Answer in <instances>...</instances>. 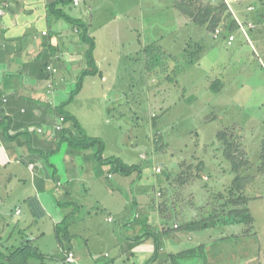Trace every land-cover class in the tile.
<instances>
[{
  "label": "crops",
  "instance_id": "crops-1",
  "mask_svg": "<svg viewBox=\"0 0 264 264\" xmlns=\"http://www.w3.org/2000/svg\"><path fill=\"white\" fill-rule=\"evenodd\" d=\"M55 1L57 4L51 7ZM217 1L220 0H79L74 4L73 0H7L8 6L0 9V210L7 213L4 209L14 204V209L7 214L15 222L10 228L0 214V243L4 240L8 246L4 253L11 260L8 264H125L134 257L137 264L140 259L142 264H206L207 260L216 262L235 246L256 258L264 257V191L261 189L264 175L260 177L250 172L245 161L251 158L253 150V155L260 158L262 148H250L248 144L252 142V136L247 127L244 129L233 120V102L230 100L231 85H234L230 79L240 74V69L233 67L231 70V66L243 58L237 48L232 49L225 64L215 66L217 74L214 79L218 84H213L212 103L217 114L214 112L212 116L224 122L222 129L212 135V141H215L213 157L211 155L213 165L209 167L206 162L203 171L199 172L209 173V180L207 177L208 181L202 182L199 188L204 186L201 189L219 192V196L227 192L233 197H228L230 203H224L221 210L219 207L223 202L207 199L203 190L193 197L191 189L194 184L191 182L183 189L190 197L186 195L174 200L173 206H170L171 199L160 201L154 195L148 197L147 191L142 189L137 199L125 200L133 214L124 213L116 226L99 225L97 228L94 217L89 216L91 212L87 210L82 215L70 212L64 216L59 211L63 198H67L65 203L75 205L70 196L71 184L77 178L97 179V174L91 170L93 153L60 141L58 132L52 128L62 109L74 115L84 129L76 109L71 106L73 103L85 104L81 95L87 79L99 77L102 84L108 82L109 68L116 58H145L144 48L154 44L171 47L183 37L181 30L201 38L207 29L202 17L207 10L205 5L212 7L207 18L212 15L221 18L220 26H217L221 27V35L214 38L218 39L217 42L226 47L236 44L237 35L226 32L224 26L227 21H235L236 16L241 22L256 25L248 31L251 44L242 33L240 35L251 47L258 45L264 57V0H221L228 10L223 13L215 8ZM248 6L252 9L249 10ZM54 8L84 23L88 36L95 42L93 55L99 72L86 75L81 89L70 100L77 77L87 67L84 56L87 44L80 37L83 28L54 13ZM173 9L184 17L175 30H172ZM235 24L236 30V21ZM188 34L183 38L184 42L190 39ZM229 34L234 35L231 44L226 43ZM48 63L57 68L51 78V89L44 75V66ZM123 88H114L112 82L107 83L104 94L111 103L108 94L114 91L121 104L133 106L138 88L133 81ZM175 106L169 103L162 107L166 114ZM260 123L264 125V121ZM70 126V122L65 121L64 127ZM38 128L42 131L38 132ZM84 132L87 134L85 129ZM236 132L237 139L233 138ZM221 133L227 136V145L218 138ZM102 157L107 158L104 151ZM231 158L236 160L237 168ZM58 173L65 176L57 177ZM235 176L239 177L237 185L241 193L231 189ZM162 182L158 183L159 186ZM110 187L122 188V184L119 181ZM160 203L164 205L160 206ZM84 205L76 204L79 209ZM48 206L53 210L50 211L52 216L45 209ZM240 212L251 218L248 223L237 220L242 217ZM38 219L47 225V229L40 226ZM63 219H67L68 226L62 241L57 238L56 226ZM105 220L109 224L114 222L110 216ZM194 222H200V226L189 227ZM46 231L48 237L56 241L51 249L42 244ZM14 232L18 233V238L21 236L15 238V242H19L16 246L11 241ZM76 236L82 238L80 242L71 241ZM83 241L88 245L85 248ZM26 244L41 255L28 258L12 255ZM110 246L114 255L105 251ZM68 252L73 253V262L66 260Z\"/></svg>",
  "mask_w": 264,
  "mask_h": 264
},
{
  "label": "rangeland",
  "instance_id": "rangeland-1",
  "mask_svg": "<svg viewBox=\"0 0 264 264\" xmlns=\"http://www.w3.org/2000/svg\"><path fill=\"white\" fill-rule=\"evenodd\" d=\"M220 4L221 0L217 1L216 5ZM183 21L184 17L173 9L172 30L178 28L179 23ZM234 30L232 33L237 35L238 39L233 47H226L222 42H217L218 39L213 38L211 27L205 29L201 38L181 30L183 37L178 38L171 47L150 45L156 46L152 58L149 53L144 54V57L148 58H143V56L131 59L116 58L109 68L108 82L104 81L102 84L99 77L86 80L85 91L81 95V98H85V104L73 103L71 108L76 109L87 134L100 137L104 141L106 157H119L127 164L137 165L138 169L129 175H122L115 170L113 164L101 163L92 157L91 170L97 174V179L79 177L71 184L70 199L74 201L75 205L65 203L67 198H63V204L59 206L62 216L70 212L82 215L84 210H87L91 212L89 216L94 217L97 228L99 225L102 227L116 226L115 224H119L123 219L124 213L133 214V209L127 206L125 200L130 201L132 198H136L143 191L142 189L147 191L148 197L154 195V198H158L160 201L171 199L170 206H173L174 200L186 195L190 197V194L183 190L188 183L193 182L194 184L191 189L193 197L199 190H203L201 188L204 186L199 188V185L209 180V173L199 174V172L203 171L206 162L209 167H212L214 161L212 157L215 151L213 146L215 141H212V135L213 132L222 129L224 122H219L212 116L214 112L217 114V110L213 111V88L210 85L216 82V85L218 84V81L214 79L217 74L215 66L225 64V60L230 58L229 53L233 51V48L239 49L243 55L240 61L231 66V70L233 67L240 69V74L230 79V82L234 84L231 85L232 92L230 94L234 110L232 111L233 120L238 121L244 129L247 127L246 129L252 136V142L248 144L251 145V149L264 148V134H261L264 133V125L260 123V121H264V69L262 68L264 57L260 53L258 45L254 44V48L251 47L252 45L250 46L246 42L247 39L245 40L240 35V30L238 28H236L237 31ZM187 34L190 39L184 42L183 38ZM248 39L251 44L249 33ZM183 43H185L184 46ZM260 46L263 47L262 44ZM219 70H222V67ZM131 81L139 92L138 96L134 95L133 106L121 104L116 100L114 91H109L111 103L108 102V96L104 94L107 83L112 82L114 88H126ZM195 84L197 85L195 86ZM125 96L123 95V97ZM88 99L89 101H87ZM169 103L176 104V106L165 114L162 106ZM228 113L226 112V114ZM237 137L236 132L233 138L237 139ZM225 138L227 140V136ZM86 150L93 152V149ZM254 153L253 150L251 158L245 160L246 165L250 172L263 177L262 159L253 155ZM235 162L234 159L232 164L237 168ZM205 170L207 169L205 168ZM109 173L110 177H108ZM58 176L63 178L65 175L58 173ZM201 176L206 177L202 178ZM207 177L208 180H206ZM119 181L122 188H109V185L114 186ZM161 181H163L161 184L163 188L158 184ZM166 186L171 189L168 190ZM261 189L264 191V184ZM203 191L207 199L223 202L219 207L221 210L224 203H230L228 197L233 198L227 195V192L219 196V192L212 193L205 189ZM238 192L241 193L239 190ZM242 198L244 199V197ZM77 203H84V208L79 209L76 206ZM13 205H9L4 210L8 213L10 209H14ZM163 205L160 203V206ZM45 209L48 215L52 216L50 211L53 210L49 206ZM1 212V219L8 221V226L12 228L15 219L4 211ZM36 215L38 218L40 217V214ZM89 216L87 215V217ZM107 216L114 218L112 224L106 222ZM38 221L41 223V225L38 223L40 226L47 229L46 224H43L40 219ZM16 234L18 233H13L11 240L15 246L19 244V242H15V238H21V236L18 238L19 235ZM81 239L80 236H76L71 241L80 242ZM61 240L63 241V238ZM55 242L52 237H48L46 231L42 244L51 249ZM86 246H88L86 241H83V248ZM5 247L8 246L3 240L0 243V252H2L0 263L8 264L11 260L4 254ZM231 250L216 262L211 263L207 260L206 264H263L264 257L261 259L260 256L256 258L252 253H243L237 246L232 247ZM105 251L111 252L113 255L115 253L111 246ZM136 260L134 257L125 261V264H137ZM142 261L140 259L139 264H142Z\"/></svg>",
  "mask_w": 264,
  "mask_h": 264
},
{
  "label": "trees",
  "instance_id": "trees-1",
  "mask_svg": "<svg viewBox=\"0 0 264 264\" xmlns=\"http://www.w3.org/2000/svg\"><path fill=\"white\" fill-rule=\"evenodd\" d=\"M60 1H69V0H60ZM57 4V1L53 2L50 4L51 7H54ZM205 9H207L203 14L202 17L204 18V23H206L207 29L211 27V29H214L217 27V25H219V23L221 22V18L220 16H216V15H212L209 16L207 18V16L209 15V11L212 9L211 6L208 7V5H205ZM215 8H217V10H219L218 12L223 13L224 11H227V6L221 2V4L219 6H215ZM54 13H56L59 16L64 17L67 21H69L70 23L82 27V33L80 34L81 40L84 41L87 44V48L85 50V60L87 62V67L84 68L79 76L76 79V84L75 87L73 88V90L71 91L68 100L72 99L74 97V95L81 89L82 83H83V78L86 75H94L97 74L99 72L96 64H95V60H94V55H93V51L95 48V42L93 40V38H91L90 36H88L87 31L85 30L84 27V23H82L80 20L78 19H74L71 18L70 16H68L67 14H65V12H63L60 9H53ZM230 16L231 13L229 12ZM207 19V20H205ZM236 21V20H235ZM235 21L230 20L224 23L226 32H231L234 30L236 24ZM216 26L215 28H212ZM154 48H156V46H147L144 48L145 54H150V58H152V53ZM145 58H148L147 56ZM47 64H45L46 66ZM45 66H44V75H46L47 77V73L45 71ZM211 88H213V83L210 85ZM214 89V88H213ZM67 102V101H66ZM60 114L64 115L66 117L65 121H69L70 122V127H64L62 130L57 131L58 135H59V140L60 141H66L68 143L69 146H71L72 148L75 149H93V156L94 158L99 161V162H103V163H111L114 165L115 170L122 174V175H129L132 172L136 171L138 169V166L135 164H127L125 162L122 161V159H120L119 157H115V156H110L107 158H103L102 157V153L104 151L105 148V143L104 141L99 138V137H93V136H89L84 132V129L82 128V126L80 125V123L78 122V120L76 119V117L72 114H70L67 111H64L62 109H60ZM224 133L219 134L218 138L222 141L223 140V144L227 145V140H226V136H224ZM261 159H262V164L264 166V148H262V153H261ZM232 161H234V158H231ZM238 176H235V178L233 179L232 183H231V189L238 191V185H237V180H238ZM71 203V202H70ZM244 211V210H243ZM239 214H242V217L237 218L238 221L240 222H249L250 221V217L245 214L240 212ZM244 214V215H243ZM236 217L238 216V213L235 214ZM234 215V216H235ZM200 222H194V224L189 225V227L191 228H198L200 225ZM67 226H68V222L67 219H63L61 224H57L56 226V231H57V237L59 240H61L63 238V236L66 234L67 232ZM1 254V253H0ZM14 255H20L23 258H28V257H34L36 255L40 256L41 253L38 252L37 249L32 248L31 246H29L28 244L24 245L23 247H19L15 250Z\"/></svg>",
  "mask_w": 264,
  "mask_h": 264
},
{
  "label": "built area",
  "instance_id": "built-area-1",
  "mask_svg": "<svg viewBox=\"0 0 264 264\" xmlns=\"http://www.w3.org/2000/svg\"><path fill=\"white\" fill-rule=\"evenodd\" d=\"M79 0H73L74 4H77ZM8 6V3H7V0H2L0 2V9L1 8H4ZM248 9L251 10L252 8L248 6ZM235 17V20L238 24V29L240 30V32L244 35V37L248 39V31L252 28H254V23L252 22H247V23H244V22H241L237 19L236 16ZM213 38H218L220 35H221V27H216L213 31ZM234 40V35L233 34H229L227 36V39H226V43L227 44H231V42ZM45 71L47 73V86L49 89H51L53 87V82H52V77L53 75L57 72V68L55 66H53L52 64H47L45 66ZM64 121H65V116L64 115H59L56 117L55 121L53 122V125H52V128L56 131H59V130H62L64 128ZM38 132H41L42 131V128H38L37 129ZM157 171L159 170L158 168L156 169ZM17 212H19V209L17 208L16 210ZM176 227V225H174ZM66 260L69 261V262H73L74 261V256H73V253L72 252H68L67 255H66Z\"/></svg>",
  "mask_w": 264,
  "mask_h": 264
}]
</instances>
